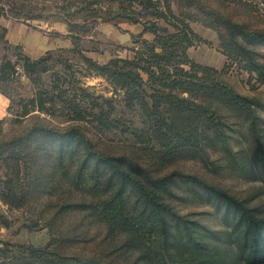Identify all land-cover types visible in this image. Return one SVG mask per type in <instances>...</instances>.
<instances>
[{"label":"rangeland","instance_id":"374dc122","mask_svg":"<svg viewBox=\"0 0 264 264\" xmlns=\"http://www.w3.org/2000/svg\"><path fill=\"white\" fill-rule=\"evenodd\" d=\"M205 12L264 30L261 0H0V59L52 57L49 65L53 71L65 67V81L71 89L83 87L90 101L114 100L115 115L124 119L127 128L130 121L141 126L138 114L125 108L123 94L106 78L90 71L84 58L102 65L133 59L160 41L157 34L165 37L178 32L180 20L202 39L188 49L191 61L221 72L222 81L236 95L252 102L251 110L244 113L214 104L220 117L217 121L222 122L220 136H212L200 157H184L159 166L150 149L141 150L134 137L122 130L101 136L90 124L79 127L66 117L44 114L16 120L9 111L10 97H30L33 89L24 77L0 84V243H8L11 249L24 251L21 247H27L52 257L64 256L69 264L78 259L147 264L126 234L101 219L84 186H76L75 168L67 167L68 163L63 168L55 158L56 149L43 144L42 139L41 145L35 148L34 144L39 152L27 175L31 189L23 207H10L1 200L7 174L3 160L17 140L37 138L41 128L79 127L99 150L115 154L127 151L135 160L152 164L158 175L171 176L175 184L168 202L180 216L205 228L201 237L215 264H245L238 259L232 242L234 210L213 189L240 200L264 217V167L256 157L257 149L264 151V85L255 73L230 65L218 32L201 22ZM251 49L264 65V45ZM45 80L48 83L49 75ZM79 156L75 154V163Z\"/></svg>","mask_w":264,"mask_h":264},{"label":"trees","instance_id":"16d2710c","mask_svg":"<svg viewBox=\"0 0 264 264\" xmlns=\"http://www.w3.org/2000/svg\"><path fill=\"white\" fill-rule=\"evenodd\" d=\"M261 2L264 5V0ZM179 22L178 32L165 37L156 32L160 41L133 59H116L102 65L84 58L90 71L106 78L123 94L125 108L138 114L141 126L130 121L131 127H125L124 119L115 115L114 100L90 101L92 98L83 87L71 89L65 81V67L53 71L50 56L25 57L20 61L0 59L1 85L24 77L33 89L30 97H10L9 111L14 112L18 121L41 114L66 117L79 127L90 124L101 136L120 130L128 132L141 150L148 148L156 155L159 166L184 157H200L212 136L221 134L222 122L217 121L220 117L213 105L244 113L251 110L252 102L236 95L222 81L221 72L191 61L187 51L202 39L187 22ZM201 22L218 32L230 65L255 73L264 85V65L251 49L264 45V30L209 12H205ZM61 64L65 65V59H61ZM79 127L41 128L37 138L17 140L3 160L7 170L3 203L21 208L28 199L31 188L27 175L39 152L35 151L36 144L41 145L42 139L43 144L56 149L55 158L63 168L65 163L75 168L76 186H84L101 219L126 234L129 244L147 264H215L201 237L205 228L180 216L168 202L175 184L173 178L158 175L152 164L135 160L127 151L115 154L99 150ZM76 153L80 154L78 163L74 161ZM256 157L264 167V151L257 149ZM213 192L223 196L227 206L234 210L232 242L238 259L245 264H264V217L219 189ZM9 246L0 243V264H69L64 256L52 257L43 250L21 247L25 248L21 251ZM75 264L108 263L78 259Z\"/></svg>","mask_w":264,"mask_h":264}]
</instances>
